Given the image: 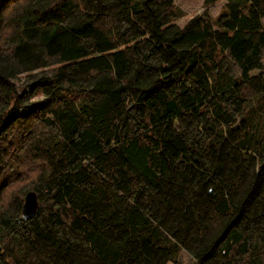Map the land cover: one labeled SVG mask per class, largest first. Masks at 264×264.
<instances>
[{"label": "trees", "instance_id": "1", "mask_svg": "<svg viewBox=\"0 0 264 264\" xmlns=\"http://www.w3.org/2000/svg\"><path fill=\"white\" fill-rule=\"evenodd\" d=\"M203 7L0 0V264H264V0Z\"/></svg>", "mask_w": 264, "mask_h": 264}, {"label": "rangeland", "instance_id": "2", "mask_svg": "<svg viewBox=\"0 0 264 264\" xmlns=\"http://www.w3.org/2000/svg\"><path fill=\"white\" fill-rule=\"evenodd\" d=\"M204 2L205 0H176V4L180 8H182L187 14V17L180 20L178 24H180V26H184L187 24V20L189 18H192L195 15L204 13L205 11L203 7ZM222 5L223 4H219L217 6L210 8L208 13L212 16H216L219 13L220 7ZM186 254H184L182 264H190V257L188 256V254L187 255Z\"/></svg>", "mask_w": 264, "mask_h": 264}, {"label": "water", "instance_id": "3", "mask_svg": "<svg viewBox=\"0 0 264 264\" xmlns=\"http://www.w3.org/2000/svg\"><path fill=\"white\" fill-rule=\"evenodd\" d=\"M39 208V201L35 192H29L23 205V218L29 219L35 216Z\"/></svg>", "mask_w": 264, "mask_h": 264}]
</instances>
